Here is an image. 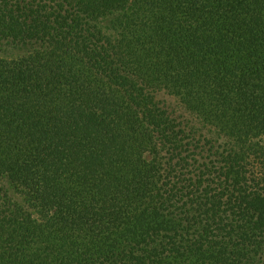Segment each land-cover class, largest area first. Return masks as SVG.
Here are the masks:
<instances>
[{"label":"trees","instance_id":"trees-1","mask_svg":"<svg viewBox=\"0 0 264 264\" xmlns=\"http://www.w3.org/2000/svg\"><path fill=\"white\" fill-rule=\"evenodd\" d=\"M0 264H264V0H0Z\"/></svg>","mask_w":264,"mask_h":264},{"label":"rangeland","instance_id":"rangeland-1","mask_svg":"<svg viewBox=\"0 0 264 264\" xmlns=\"http://www.w3.org/2000/svg\"><path fill=\"white\" fill-rule=\"evenodd\" d=\"M167 98V102L168 103H173L174 101L172 100V98H168V97H166Z\"/></svg>","mask_w":264,"mask_h":264}]
</instances>
